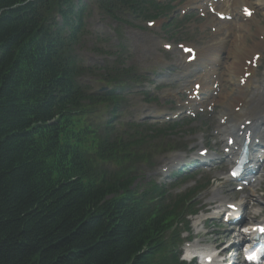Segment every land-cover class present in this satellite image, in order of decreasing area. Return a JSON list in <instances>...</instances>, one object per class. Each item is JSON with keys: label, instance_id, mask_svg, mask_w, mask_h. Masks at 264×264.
Returning <instances> with one entry per match:
<instances>
[{"label": "trees", "instance_id": "trees-1", "mask_svg": "<svg viewBox=\"0 0 264 264\" xmlns=\"http://www.w3.org/2000/svg\"><path fill=\"white\" fill-rule=\"evenodd\" d=\"M91 1L115 21L165 10L154 0ZM85 12L81 0H0V264H178L174 226L192 210L190 193L172 198L138 181L165 130L114 131L122 97L82 81ZM123 62L101 79L124 82ZM105 102L103 126L93 118Z\"/></svg>", "mask_w": 264, "mask_h": 264}, {"label": "rangeland", "instance_id": "rangeland-1", "mask_svg": "<svg viewBox=\"0 0 264 264\" xmlns=\"http://www.w3.org/2000/svg\"><path fill=\"white\" fill-rule=\"evenodd\" d=\"M160 2L167 0H158ZM183 0H173V5L179 3L181 4ZM174 5V6H175ZM91 13L87 17V28L88 33L79 48V55L83 60V63L88 66L102 65L106 59V55H103L99 49L104 48L105 50H113L116 48L118 41L114 37V27H118L119 31L122 33L123 41L122 45H126L128 52L126 56V61L128 65H133L137 71L142 72L149 79L154 73H159L162 71L164 73L167 70L169 65H166L164 60L176 59L178 57V49L176 48V42L185 40L191 41L198 44L199 46H206L214 39L218 40L221 37H225L223 32L217 31L216 33L210 32L205 23L204 19H199L195 17L185 18V14L181 15L179 8L180 6H175L173 10L165 14L164 17H160L154 21V24L150 27H147L144 22L132 20L134 25L126 24H115L109 19L101 16L97 13L96 9L91 6ZM255 17L259 19V24H264V14L262 12H256ZM191 18V19H190ZM171 22L168 26H165V23ZM201 25V26H200ZM254 24L250 25L249 32L245 35V45L252 44L257 38L255 34ZM165 40L171 43L173 47L172 52H164L159 45V42ZM224 59V58H223ZM224 74V70H221ZM258 81L264 79V58L261 59V65L259 66L257 73ZM87 81L91 84L93 89H97L99 84L94 82L92 78H88ZM171 84L169 85V87ZM143 87V86H141ZM179 88V86H172L170 90ZM143 89V88H142ZM146 93H139L138 91H131L128 93V105L122 117L124 120L138 119L145 122H151L149 115L152 114H162L165 109L173 108V103L177 105V102L174 98L169 96L164 97L161 90L154 88L153 86L145 84ZM220 105L214 106V111L210 113V116L201 115L202 123L198 124V119L189 125H185V128L196 130H191L195 134H182V131H179L177 135H173L171 139L175 141L181 140L184 144L191 143L195 145L199 142L198 136L203 133V138L209 134L213 126L216 123L217 111ZM206 128L205 131L197 132ZM198 129V130H197ZM197 132V133H196ZM191 133V132H190ZM188 151V149L186 150ZM171 152V151H170ZM178 155V152H175ZM155 155L154 161L164 164L167 161V158L170 157L172 153H161ZM173 170L172 168H167L165 173L160 174V171H149L146 173V176H149L150 173L154 177H157L158 180H168L167 174ZM197 175V174H196ZM204 178H207L206 175L195 176L194 180L202 181ZM193 182V180L191 181ZM218 186V183L212 182L208 188H215ZM263 192L264 193V185ZM187 184H184L177 189H174L171 193H177L180 190H185ZM207 193V192H205ZM261 192L253 193L252 198L255 199L257 205L264 211V207L260 206V203L264 205V198ZM202 197V195H200ZM199 197V198H200ZM206 200V199H205ZM202 205V204H201ZM210 213L208 214V216ZM202 218H205L202 216ZM196 219L199 222L193 224L191 227V236H194L195 232H200L203 234L205 239H213L214 235L206 234V231H214V228L217 227L216 219H205L204 221ZM193 220V219H192ZM200 236V235H199Z\"/></svg>", "mask_w": 264, "mask_h": 264}, {"label": "bare ground", "instance_id": "bare-ground-1", "mask_svg": "<svg viewBox=\"0 0 264 264\" xmlns=\"http://www.w3.org/2000/svg\"><path fill=\"white\" fill-rule=\"evenodd\" d=\"M194 1L201 6L200 0ZM241 6H250V8L264 14V0H224L220 8L223 12L234 16L235 21L233 24L228 22L220 23L222 25L221 27L225 28L226 37L217 41L215 40L210 44L213 47L211 54L214 56V60L210 59V61L213 63L219 62V52L224 51L225 58L227 59V63L224 62L227 80L233 81L234 83L236 81L233 94H227L223 97L226 99L223 100L226 110L221 112L220 117L230 115L229 127L237 131V133L241 130L240 134H244V129H250L253 124L255 126V132L264 141V84H260V86H257L248 94L242 92L244 86L245 88L249 87L248 84L254 73L252 65L247 64V61L251 60L255 54L264 55V38L260 37V34H264V25H260L259 19L253 14L249 19L243 17L241 14ZM251 24L256 25L254 36L257 40L247 46L245 45V35L249 32ZM221 27H218V30ZM248 71L250 72L249 77L241 84L239 81L240 74H248ZM199 85L200 89L204 90L205 85L202 84L200 79ZM251 122L252 124H250ZM223 130L225 131V129ZM213 196L218 197L219 194L214 191ZM220 202H223V200H220Z\"/></svg>", "mask_w": 264, "mask_h": 264}]
</instances>
